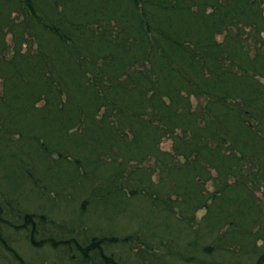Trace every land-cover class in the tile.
I'll list each match as a JSON object with an SVG mask.
<instances>
[{
	"label": "trees",
	"instance_id": "16d2710c",
	"mask_svg": "<svg viewBox=\"0 0 264 264\" xmlns=\"http://www.w3.org/2000/svg\"><path fill=\"white\" fill-rule=\"evenodd\" d=\"M263 7L264 0H0V166L10 161L13 175L58 186L89 177L93 193L106 180L97 194L105 203L120 198L123 177L158 172L159 182L147 177L151 191L164 193L173 213L184 209L187 231L201 230L193 214L206 210L204 243L183 239L190 260L201 249L209 264H264ZM165 139L171 152L159 149ZM148 161L145 172L133 165ZM210 177L214 191L204 186ZM2 213L0 206V224ZM33 216L45 219L25 214L22 222L36 235ZM121 239L42 236L55 250L70 246L71 262L81 264H122L106 253ZM237 247L249 253L245 260ZM166 248L155 258L169 260Z\"/></svg>",
	"mask_w": 264,
	"mask_h": 264
},
{
	"label": "rangeland",
	"instance_id": "374dc122",
	"mask_svg": "<svg viewBox=\"0 0 264 264\" xmlns=\"http://www.w3.org/2000/svg\"><path fill=\"white\" fill-rule=\"evenodd\" d=\"M216 38L221 42L223 35H217ZM11 40V35H7V44H11ZM142 69L140 68V70ZM261 82L264 83V79H261ZM191 101L193 108H195L198 102L197 98H191ZM43 103L41 101L37 106L42 108ZM69 147L71 146L69 145ZM159 149L171 152L172 141L163 140ZM55 157L54 155L53 158ZM74 157L70 156L69 159L74 160ZM179 161L181 164L185 162L182 158H179ZM2 162L3 164L0 166V206L3 208V219L0 224V242L4 241L6 244L5 246L0 244V264H81V259H77V262L74 263L71 262L70 254H75L73 249L70 250V246L63 247L64 245L59 244V250H55L52 248L53 246L45 245L46 241L42 242L43 235L54 236L55 239H74L75 237L82 243L94 235H115L117 238L126 241L124 245L111 248V250L106 249V253L120 258L122 264H166L164 261L168 259L164 260L160 257L158 260L155 258V252L161 249L162 251L160 250L159 253L164 255L165 250H167L166 247L169 245L173 248L170 252L172 255L174 254L169 259L170 264L210 263L209 254L202 252L201 249H197L195 252L196 260H190L193 249L186 246V243L193 239H199L204 243L201 237L205 232L211 231L207 221H205L206 210L200 209L193 214L198 223H203L204 226L201 230L196 233L194 230L196 228L191 227L187 231L185 229L184 209H175V213H173L170 209L172 206L168 203L164 193L151 191L150 184H148L149 179L154 183L159 182L161 177H158V172L151 177L143 174L135 175V177L130 178V182L125 180L128 177H123L124 182L120 185L118 182L116 185V188L120 190V198L107 199L106 204L104 200L99 198L101 195L97 196L98 192L104 188L103 185L106 180L101 189H96L94 192L96 195L91 189L86 190V186L90 188L85 182L89 177H73L72 182L61 186L54 182L50 185L51 181H46L47 179L44 177H27V179L39 180L38 186L34 187L29 180H25L26 177L13 175L16 173V167L13 166L12 162L6 160ZM116 162L119 163L118 160ZM152 163V161H148L142 165L136 163L133 165L139 168L143 167L142 172H145L144 168L149 167ZM17 166L19 167V165ZM75 170H78L81 175L83 174L82 162L79 161L78 165H75ZM212 175H215L214 169H211ZM111 178L110 180H112ZM210 178L213 181H207L204 186L207 190L214 191V180L217 178ZM90 179L97 178L90 177ZM77 183L79 186L75 185ZM257 193L261 195V191ZM25 214L44 216L45 219L43 220L33 216L41 227L38 234L32 235L30 229L24 227L25 224L22 220ZM181 230L183 236L177 235ZM179 236L182 240L175 241ZM187 238L189 241L185 243L184 240ZM260 244L261 242H259ZM149 245L153 248L148 247ZM204 245L209 244L205 243ZM63 248H66L67 251L63 252ZM233 253L240 260H245L246 254L249 255L239 247L234 248ZM221 254L225 257L226 252ZM166 257L168 258L167 254ZM92 260L95 261L96 259L92 258Z\"/></svg>",
	"mask_w": 264,
	"mask_h": 264
},
{
	"label": "flooded vegetation",
	"instance_id": "af4514ba",
	"mask_svg": "<svg viewBox=\"0 0 264 264\" xmlns=\"http://www.w3.org/2000/svg\"><path fill=\"white\" fill-rule=\"evenodd\" d=\"M263 36V35H262ZM264 38V37H263Z\"/></svg>",
	"mask_w": 264,
	"mask_h": 264
}]
</instances>
